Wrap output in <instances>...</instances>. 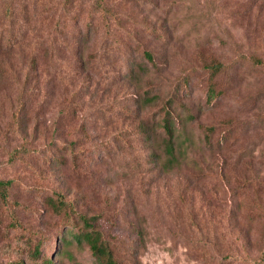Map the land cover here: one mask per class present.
Segmentation results:
<instances>
[{
	"label": "rangeland",
	"instance_id": "obj_1",
	"mask_svg": "<svg viewBox=\"0 0 264 264\" xmlns=\"http://www.w3.org/2000/svg\"><path fill=\"white\" fill-rule=\"evenodd\" d=\"M0 180V264H264V0H0Z\"/></svg>",
	"mask_w": 264,
	"mask_h": 264
},
{
	"label": "trees",
	"instance_id": "obj_2",
	"mask_svg": "<svg viewBox=\"0 0 264 264\" xmlns=\"http://www.w3.org/2000/svg\"><path fill=\"white\" fill-rule=\"evenodd\" d=\"M148 56L151 57V54L148 53ZM255 60L262 61L260 57L254 56ZM207 70H209L212 75L210 78L209 89L206 93L207 101L209 103L213 102L214 99L219 97L216 88V80L222 72H224L226 65L220 62H213L210 64H206L204 66ZM165 113L161 118V128L163 133V154L165 155L163 167L168 169L174 163H181L182 159L185 158L186 149H182L183 143L180 142V137L182 132L187 131V125L195 119L193 113L189 112L187 116L184 115L185 110L179 112L177 114L174 113L172 108V104L170 106H166ZM209 130L213 131L214 128L210 127ZM191 140L190 137H188ZM192 143H189L187 146L189 147ZM12 184L11 180H0V199L5 206L11 204L10 201V192L9 187ZM51 207L59 212L65 208H71L73 211L75 210V206L72 202H65L64 199L59 197L57 201L55 199H50ZM94 217V216H93ZM93 217H89L85 214L80 215L81 221L84 222V226L81 231L76 235L79 241H85L89 244L90 249L92 250V254L97 260L99 264H120L112 249L110 248L108 242L104 239L101 231L96 229L94 224L90 221ZM14 224L16 226H20L21 223L14 217ZM50 264H53L51 262Z\"/></svg>",
	"mask_w": 264,
	"mask_h": 264
}]
</instances>
